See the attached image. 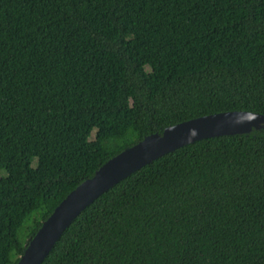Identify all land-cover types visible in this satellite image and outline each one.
Here are the masks:
<instances>
[{
    "label": "trees",
    "instance_id": "obj_1",
    "mask_svg": "<svg viewBox=\"0 0 264 264\" xmlns=\"http://www.w3.org/2000/svg\"><path fill=\"white\" fill-rule=\"evenodd\" d=\"M229 110L264 114V0H0V264L107 160ZM42 264H264V121L121 180Z\"/></svg>",
    "mask_w": 264,
    "mask_h": 264
},
{
    "label": "water",
    "instance_id": "obj_2",
    "mask_svg": "<svg viewBox=\"0 0 264 264\" xmlns=\"http://www.w3.org/2000/svg\"><path fill=\"white\" fill-rule=\"evenodd\" d=\"M253 113L252 122L234 123L237 116ZM264 114L229 110L191 118L153 133L107 160L96 173L81 182L54 209L28 242L17 264H42L75 218L100 195L155 159L195 141L249 131L263 122Z\"/></svg>",
    "mask_w": 264,
    "mask_h": 264
},
{
    "label": "clouds",
    "instance_id": "obj_3",
    "mask_svg": "<svg viewBox=\"0 0 264 264\" xmlns=\"http://www.w3.org/2000/svg\"><path fill=\"white\" fill-rule=\"evenodd\" d=\"M256 118H257V116L253 113H248V114L243 115V116L238 115L237 119L235 120L234 123L240 124V123H244V122H252Z\"/></svg>",
    "mask_w": 264,
    "mask_h": 264
},
{
    "label": "rangeland",
    "instance_id": "obj_4",
    "mask_svg": "<svg viewBox=\"0 0 264 264\" xmlns=\"http://www.w3.org/2000/svg\"><path fill=\"white\" fill-rule=\"evenodd\" d=\"M34 163L36 164V161ZM6 174H7V172L5 170L4 171L3 170L0 171V177L3 176V175L5 176ZM21 239H23V237Z\"/></svg>",
    "mask_w": 264,
    "mask_h": 264
}]
</instances>
